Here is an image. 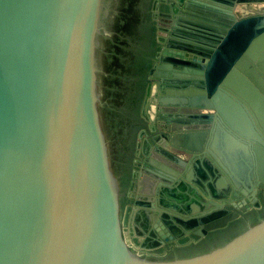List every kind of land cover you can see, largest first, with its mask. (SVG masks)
Here are the masks:
<instances>
[{
  "label": "water",
  "instance_id": "water-1",
  "mask_svg": "<svg viewBox=\"0 0 264 264\" xmlns=\"http://www.w3.org/2000/svg\"><path fill=\"white\" fill-rule=\"evenodd\" d=\"M116 1L0 0V264H264V218L198 254L160 249L177 243L167 222L203 237L264 200V0H194L226 23L214 44L164 52L147 107L164 133L128 219L99 113Z\"/></svg>",
  "mask_w": 264,
  "mask_h": 264
},
{
  "label": "flooded vegetation",
  "instance_id": "flooded-vegetation-1",
  "mask_svg": "<svg viewBox=\"0 0 264 264\" xmlns=\"http://www.w3.org/2000/svg\"><path fill=\"white\" fill-rule=\"evenodd\" d=\"M118 1L122 10L109 19L107 24L113 32L104 40L102 56L98 55V87L103 86L108 93L105 100L101 94L103 103L99 113L100 118L101 115L104 117L103 122L101 118L103 130L109 126L108 133L112 132L117 141V156L114 154L112 170L116 173L121 168L123 177L118 183L119 196L122 197L123 186L131 177L136 178L144 155H151L148 151L154 143L152 138L160 126V119L150 122L147 107L154 94L163 91L154 74L163 69L162 65L173 61L164 52L195 49L198 43L205 46L209 41L212 20L208 13L198 11L187 0L182 3L178 0ZM180 4L182 7H178ZM218 33L219 30L213 37ZM105 109L108 111L103 112ZM141 131H146L147 135H141L139 139ZM143 138L149 143L147 148ZM134 167L138 169L136 172ZM260 218H264V200L259 208L239 215L221 228L208 231L203 237L194 233L186 236L181 230L182 223L167 222L173 235L178 237L177 243H166L160 249L168 257L208 251L231 240L247 225L259 222ZM146 242L150 247L155 243L151 239Z\"/></svg>",
  "mask_w": 264,
  "mask_h": 264
},
{
  "label": "crops",
  "instance_id": "crops-1",
  "mask_svg": "<svg viewBox=\"0 0 264 264\" xmlns=\"http://www.w3.org/2000/svg\"><path fill=\"white\" fill-rule=\"evenodd\" d=\"M210 1V0H209ZM187 2H191L192 3V5L194 6V8H196L198 11H200V10H202L199 6H197L196 5V3L194 2V0H187ZM185 6V5H184ZM184 6H183V8H184ZM178 7H182V5L180 4ZM185 8H187L186 6H185ZM220 10H225V9H222V8H220ZM206 12H204V13H208V15H209V18L212 20L211 22V24L209 25L210 27L209 28H211V29H209V41H208V43H210V44H214V43H216V37H213V35H214V33H216V31H220L221 29L223 30L224 29V26H225V23H226V21H225V19L223 18V16H221V15H216L214 12H212V11H210V9L208 8L207 10H205ZM201 12V11H200ZM165 14H166V12H165ZM213 26V27H212ZM217 27L219 28L218 30H216L217 29ZM226 111V110H225ZM227 112V111H226ZM230 113V112H229ZM223 114V113H222ZM231 114V113H230ZM228 116V118L225 116V114H223V116L221 117V120H222V122L224 123V125H227V122H226V120L228 121V122H233V121H236V120H238V118H236V116H235V114H232V115H227ZM149 120H150V118H149ZM156 120L158 121L159 120V114H157V116H156ZM233 120V121H232ZM160 121V120H159ZM158 121V122H159ZM150 122H151V120H150ZM219 125H221L220 123H219ZM228 127H229V125H227ZM221 127H222V125H221ZM225 127V126H224ZM217 128H215L214 129V133H216V130ZM226 129V128H225ZM157 132H155V134H154V136H156V135H162V132L163 131H161V128H158L157 130H156ZM164 133V132H163ZM214 133H213V139H215L214 138ZM153 136V137H154ZM195 138H198L197 136H194ZM236 137L237 138H239V137H241V136H238L237 135V133H236ZM210 138V137H209ZM231 138V137H230ZM143 140H145L144 138H143ZM216 140V139H215ZM234 140V139H233ZM232 140V141H233ZM150 141H152L151 139H150ZM210 141V140H209ZM192 142L194 143V142H198V140L197 139H193L192 140ZM215 144L216 145H214L215 146V148L217 149H219V147H220V144L218 143V145H217V143L215 142ZM235 144H236V142H235ZM234 144V145H235ZM210 145H213L212 144V142L210 141ZM153 147V146H152ZM136 167V166H135ZM133 168V170H134V172H136L138 169L137 168ZM140 171V170H139ZM138 171V172H139ZM137 172V173H138ZM122 177H123V174H122ZM133 181V182H132ZM135 181H136V178H133V177H131L130 178V180H128V182H126L125 183V186H123V191H122V197H121V200H122V215H123V217H126L127 216V219H128V217H129V214H130V209H131V206H132V199L130 198V195H131V192H133L134 191V184H135ZM130 208V209H129ZM127 219H126V224H127Z\"/></svg>",
  "mask_w": 264,
  "mask_h": 264
}]
</instances>
